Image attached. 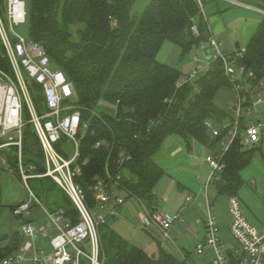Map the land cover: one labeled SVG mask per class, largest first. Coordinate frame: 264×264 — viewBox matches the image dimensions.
Wrapping results in <instances>:
<instances>
[{"label":"trees","instance_id":"1","mask_svg":"<svg viewBox=\"0 0 264 264\" xmlns=\"http://www.w3.org/2000/svg\"><path fill=\"white\" fill-rule=\"evenodd\" d=\"M139 1H25L26 37L44 48L51 66L63 72L73 85V102L88 125L79 145V162L85 165L75 182L89 210L97 208L93 188L98 182L108 191H123L127 198L145 201L154 208L155 186L167 174L155 158L166 140L178 137L188 152L200 146L214 153L234 127L233 111L215 102L221 88L232 89L220 60L188 81L178 69L157 60L165 43L179 47L183 60L193 47L208 42L198 1L148 0L142 11L135 13ZM257 1L264 9V0ZM5 5L6 0H0L2 15ZM193 26L197 35L192 32ZM239 63L253 73L254 79L242 81L254 92L264 81V18ZM0 70H11L1 44ZM28 89L40 111V88L28 83ZM102 104L112 110L102 108ZM238 121L236 135L223 155L224 168L212 183L216 194L226 198H238L244 185L241 172L259 152L258 147L244 144L246 118ZM208 123L219 129L218 136L212 135ZM14 150L6 159L17 171ZM22 160L25 165H34L39 173L45 171L43 153L30 125L22 134ZM38 180L43 196H50L54 188L60 196L52 202L55 208L45 207L47 212L62 210L64 218L76 224L79 214L70 199L51 179ZM46 182L52 186H46ZM108 222L98 227V258L103 264H191L187 254L178 259L159 245L157 257L147 255ZM20 244V237L15 235L7 250L9 255Z\"/></svg>","mask_w":264,"mask_h":264},{"label":"built area","instance_id":"2","mask_svg":"<svg viewBox=\"0 0 264 264\" xmlns=\"http://www.w3.org/2000/svg\"><path fill=\"white\" fill-rule=\"evenodd\" d=\"M200 13L203 15L199 0ZM26 4L24 0H6L5 19L0 13V44L10 65V78L0 70V150L14 148L17 159V174L27 187L29 179H51L59 189L70 199L79 214V221L71 225L64 218L62 210L49 213L45 210L50 225L56 230V235L50 239V253L44 255L33 247V240L38 236H46V229H35L31 224L20 226L22 234L30 241L26 242L21 252L33 250L32 258L22 254L8 256L0 260V264H103L99 261L98 227L107 220L120 216L118 207L123 205L122 197L115 190L108 191L102 182L93 188L99 214L86 207L85 196L81 187L75 182L85 162H79V145L81 137L88 130V125L80 116V108L73 102L75 91L73 85L60 70L51 66L44 48L19 34L15 29L26 25ZM197 35V29L192 27ZM210 50L212 62L220 60L224 76L229 80L232 89L237 94V103L230 107L235 116L234 127L227 134L226 140L220 143V148L210 153L206 158L210 173L204 183L203 192L206 195L208 187L224 168L223 155L233 141L239 119L246 118L244 144H255L264 132V111H258V106H264V81H260L254 92L250 91L244 79H254L251 71L245 69L239 61L243 57L240 51L234 55H225L220 51L219 44L212 39L206 43ZM198 68L186 78L193 79L200 73ZM28 83H34L40 88L41 110L35 105L28 89ZM23 117L26 118L23 121ZM30 125L40 144L45 171L39 173L32 164L25 165L22 160V134ZM213 136H218L219 129L211 128ZM99 143H96V147ZM188 197L186 202H191ZM42 207L41 203L34 199ZM230 212L229 234L234 241L230 253L224 250L217 221L212 212L211 203L206 200L207 216L204 221V241L195 247V253L202 255L205 249L211 251L210 264H264V229L258 233L245 219L240 201L237 197L228 198ZM28 204L19 205L14 215H26ZM180 213L173 216L165 215L154 208L146 209L140 215L141 230L153 229L160 232L162 238L170 240L169 230L177 222H181ZM88 247V251L85 247Z\"/></svg>","mask_w":264,"mask_h":264},{"label":"crops","instance_id":"3","mask_svg":"<svg viewBox=\"0 0 264 264\" xmlns=\"http://www.w3.org/2000/svg\"><path fill=\"white\" fill-rule=\"evenodd\" d=\"M202 4V11H203V21L206 24L209 38L211 37L214 39L220 47V51L225 55H234L240 51H245L248 44L250 43L252 37L256 33L260 22L264 18V9L257 0H200ZM164 46V45H163ZM204 47H207V44H201L199 46H195V51L201 52L204 59H206L203 55L202 49ZM163 48H161L162 50ZM193 48L190 52H193ZM160 50V52H161ZM172 51V47H166L164 49V53L159 52L157 56V60L162 64H167V60L169 59V53ZM194 53L193 63L195 66H191V70L189 69L187 72H184L185 66L188 67L187 63L181 64V66L178 69L186 79L189 75H191L196 68H200V73L205 72L210 65L213 63L212 61L208 64H201L199 61V58L197 57L198 54ZM161 57V59H159ZM208 60V59H206ZM175 68V67H173ZM191 71V72H190ZM185 74H184V73ZM237 94L235 91L231 88H221L215 95V102L216 104L221 107H234L237 103ZM102 107H107L112 110V107L107 106L105 104H102ZM262 110L260 112L264 111V106H262ZM174 138V137H173ZM169 138L166 140L162 147V151L160 154L165 153L166 155H162L160 157V154L156 156V158H171L175 159L180 152L181 149L176 146L174 139ZM182 141V140H181ZM183 142V141H182ZM264 142V132L260 136V139L255 144H245L248 147H258L259 148V155L260 158L263 159L264 163V156L261 153L260 145ZM184 145V143H183ZM185 148V146H184ZM205 149V148H204ZM206 150V149H205ZM187 151V150H186ZM197 146H194L193 150L187 151L186 156L184 155V158H187L185 165H173L170 166L168 169L164 168L167 172V174L161 178H169L172 181V184L169 188V193L172 196V198H177V195L175 194V187L178 192H190L186 188L185 185L190 186L189 182H185L184 180H181V184L177 182V180L172 178V172L178 171L182 172L184 170L185 173H188L191 177H193L194 185L196 186V189H200V187L197 184V176L199 172L201 171L202 167L204 165L208 167L207 163L203 160L200 162L199 158L197 157ZM1 152V150H0ZM208 150H206V153L208 154ZM10 154V152H9ZM185 154V153H183ZM179 157V156H178ZM158 165L159 162L155 160ZM180 166H182L183 170ZM163 168V166H161ZM0 260L4 256H12L16 254H22L25 258L29 259L34 257L36 254L33 250H30L28 252H21L24 244L28 241H30L27 237H25L20 229V226L24 223L31 224L34 228L38 229L40 227H43L46 229V236L40 235L35 240H33V247L37 249L38 251L42 252L43 247V241L47 240V246L50 248V239L53 238L56 235V230L50 225L49 219L46 216L45 213V207H41L37 205L36 203L33 204L30 199H28V194L26 191V187L21 182L17 171H15L7 161L5 156L0 155ZM210 173H207V177ZM183 174V173H181ZM183 178V177H182ZM159 183V182H158ZM157 183V184H158ZM254 188L250 189L246 192L245 196L242 198H239L241 209L243 212V215L247 222L253 227V229L260 233L264 229V183H261L259 185L256 184V182L251 181L250 182ZM157 186V185H156ZM155 186V188H156ZM191 187V186H190ZM192 189H195L192 187ZM118 193L117 195L119 197L120 193L122 191H115ZM155 195L156 189H154ZM168 196V195H167ZM205 196V207H206V200L207 193ZM190 196H185L184 201L176 205V207L173 210V213H180L181 215V222L175 223L173 227L171 228L170 232L175 229L177 226H181L184 224V220L182 218L183 213L185 212V208L187 206L186 199ZM136 199V198H133ZM138 200V199H136ZM179 200V197H178ZM211 203L212 212L215 214L216 205L213 201H209ZM228 202V198H227ZM183 203V204H182ZM21 204H28L29 205V211L26 215H14L13 211ZM124 204V203H123ZM42 205V204H41ZM122 206V205H121ZM120 206V207H121ZM47 211V209H46ZM156 211H158L156 209ZM118 212L120 214L117 218H112L109 220L110 227L117 232L121 237H123L125 240H127L130 244H132L135 247H138L142 249L147 255L157 257L158 255V245L167 253L170 254L171 246L166 247L164 243L159 242L156 237L152 236L149 231H143L141 230V224L139 222V218L142 212L139 213L137 216L134 217V220H131L127 217L125 210H120L118 207ZM161 213V211H158ZM207 213V211H206ZM213 214V215H214ZM229 216L226 218H221L217 216V225L219 228V233L221 236V239L224 243V250L227 254L230 252V248L233 247L234 241L232 240L230 234H229V224H230V212L228 213ZM43 218H47V223H44ZM204 221L205 220H196L194 223V229L193 234H190L188 232H185V234L182 237L178 238L181 242H183L182 247L177 244V247L179 248V251L181 252L182 258L184 259L185 254H187L188 260L191 256L195 257L196 261H199L200 264H210L211 261V251L209 249H205L204 253L202 255H197L195 253V247L204 241ZM37 223V226L35 224ZM54 232L52 236H49L50 232ZM176 232V231H175ZM17 235L21 239V244L19 245V248L16 252L9 255L8 253V247L11 245L12 238ZM188 243L195 244L194 250H190L187 248ZM175 245V244H174ZM186 248L188 250H186ZM44 249V248H43ZM51 251V249H50ZM39 252V253H40ZM50 253V252H49ZM172 255V254H171ZM207 255L210 256V259H207V263H203L205 261V258ZM4 259V258H3ZM47 264V263H42ZM88 264V263H87Z\"/></svg>","mask_w":264,"mask_h":264},{"label":"rangeland","instance_id":"4","mask_svg":"<svg viewBox=\"0 0 264 264\" xmlns=\"http://www.w3.org/2000/svg\"><path fill=\"white\" fill-rule=\"evenodd\" d=\"M27 1V0H25ZM148 0H140L139 2H137L134 6V12L135 13H139L140 11H142V9L144 8V6L147 4ZM2 15V14H1ZM3 19H5V14L2 15ZM19 34L26 36L27 34V25L25 26H20L19 28L15 29ZM172 47V51L169 53V59L167 60V64L170 67H175V68H179L181 66V64L183 63H187L188 67L185 66L184 68V72H187L189 69L191 70V66H195L193 61L194 58V53L195 51V47H193V52H189L188 55H186L184 57L183 60H180V48L172 45L170 43H165L164 46H162V50H161V55L162 53H164V49L166 47ZM198 54V58L199 61L201 62V64H208L209 62H211V60H206L203 58L201 52L197 51L196 52ZM161 59V57L159 58ZM183 66V65H182ZM181 66V67H182ZM198 69V68H196ZM183 72V73H184ZM191 72V71H190ZM192 73V72H191ZM10 78L13 77L11 70L10 73H6ZM185 74V73H184ZM184 78V77H183ZM104 108V107H102ZM262 106H258V111L262 110ZM108 109V108H106ZM26 118L23 117V121H25ZM174 142L176 143L175 145L178 146L181 151L183 153H179L177 155V157L175 159H171V158H166V159H161V158H155V160H157L159 162V164H161V166H163V168L168 169L170 166H175V165H185L187 158H184V155L186 156L187 151L186 148H184L183 142L181 141L180 138L178 137H174ZM259 147V146H258ZM248 148H251L248 147ZM12 148H3L1 149L0 155L3 157L7 154H9L10 150ZM260 150L262 155L264 156V142L263 144L260 145ZM197 157L199 158L200 162H202L203 160L205 161V158L210 154V152H208V154L206 153V150L203 147L197 146ZM162 155H166L165 153L160 154V157ZM179 156V157H178ZM158 157V156H157ZM187 157V156H186ZM263 159L260 158L259 152L256 151L255 154L253 155V158L251 160V163L241 172V177L244 180V185L240 188V190L238 191V197L242 198V196L244 197L246 192L250 189H253L254 186L250 183L251 181L256 182L257 185L261 183H264V163L262 161ZM182 168V166H180ZM179 170H183L179 169ZM209 172V168H207L206 165H204L201 169V171L199 172L198 176H197V184L200 187V189H196V186L194 185L195 180L193 181V177H191L188 173H185L184 170L182 172H178V171H173L172 172V178L177 180V182H179L181 184V180H184L185 182H189L190 186L185 185L186 188L188 190H190V192H178V190H176L175 187V194L177 195V198L175 196V198H172V196L169 193V188L170 185L172 184L171 179L169 178H163L162 180L159 181V183L156 186V195H155V201H156V205L154 207V209L161 211V213L165 214V215H169V216H173L176 213H173L174 208L176 207L177 204H179V202L181 203L182 201H184V197L185 196H190L192 197V201L191 202H186L187 206L184 209L185 212L183 213V220L185 221L183 225L181 226H177L175 227L174 230H172L170 232L169 230V238L170 240H165L162 238V235L160 232H156L153 229H149V232L152 236L156 237L157 240L159 242H162L165 244L166 247L171 246L172 248L170 249V254H172L174 257L181 259L182 255L181 252L179 251V248L177 247V244H179L181 247L183 245V242L180 241L179 237H182L185 232H188L190 234H193V230L194 229V223L196 220H206V207H205V196H204V192H203V187H204V183L207 180V173ZM0 173H2V171H0ZM183 173V174H181ZM183 177V178H182ZM50 185L48 184V182H46V186ZM52 186V185H50ZM195 188V189H192ZM28 194V199L31 200L33 204H35L34 199L38 200L42 206L46 207L48 210H51L52 208H55V206H53L52 202L56 199H59V195L56 193L58 190L56 188H54V190H52V192L50 193V196H43L42 195V187H41V181L38 179H29L27 181V187L25 188ZM120 191V190H119ZM115 194L117 195L118 193L115 192ZM119 195V194H118ZM117 195V196H118ZM124 192L122 191L120 193V196H124ZM168 195V196H167ZM179 197V200H178ZM124 204L119 207L120 210H125V213L127 215V217L131 220H134V217L136 216V221L137 220V216L139 215L140 212L143 211V207H145L146 209H150L148 204L145 201H140V200H136L133 199V197H122ZM207 198L209 201H213L216 205V210H215V218L217 220V216L221 217V218H226L229 213V207H228V202H227V198L224 196H218L215 192V189L213 187V184H211L208 187L207 190ZM183 204V203H182ZM94 212L96 214H99V209L95 208ZM44 223H47V218H43ZM49 221V220H48ZM50 223V221H49ZM175 225V224H174ZM35 226H37V223L35 224ZM36 229V228H35ZM176 231V232H175ZM54 232H50L49 236L54 235ZM178 234V236H177ZM175 244V245H174ZM43 247H42V253L44 255H48L50 252V248L47 246V240L43 241ZM194 246L195 244L193 243H188L187 248H189L190 250L192 249V251L194 250ZM44 248V249H43ZM186 248V250H188ZM85 249L88 251V247L86 246ZM40 252V251H38ZM38 258L41 257V254L38 253L37 254ZM205 258V261L203 263H207V259H210V256L207 255ZM189 262L191 264H200L199 261L195 260V257L191 256L189 259ZM82 264H87V261H85L84 259L82 260Z\"/></svg>","mask_w":264,"mask_h":264},{"label":"water","instance_id":"5","mask_svg":"<svg viewBox=\"0 0 264 264\" xmlns=\"http://www.w3.org/2000/svg\"><path fill=\"white\" fill-rule=\"evenodd\" d=\"M202 51H203V55H204V57H205L206 59H210V50H209V48H208V47H204V48L202 49ZM155 204H156V202H155Z\"/></svg>","mask_w":264,"mask_h":264}]
</instances>
